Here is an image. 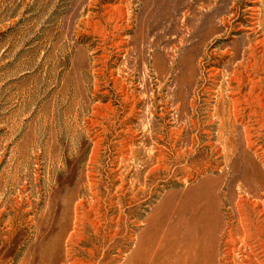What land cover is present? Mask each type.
I'll use <instances>...</instances> for the list:
<instances>
[{"label": "rangeland", "instance_id": "rangeland-1", "mask_svg": "<svg viewBox=\"0 0 264 264\" xmlns=\"http://www.w3.org/2000/svg\"><path fill=\"white\" fill-rule=\"evenodd\" d=\"M199 193L213 264H264V0H0V264L119 216L91 242L125 264Z\"/></svg>", "mask_w": 264, "mask_h": 264}, {"label": "bare ground", "instance_id": "bare-ground-1", "mask_svg": "<svg viewBox=\"0 0 264 264\" xmlns=\"http://www.w3.org/2000/svg\"><path fill=\"white\" fill-rule=\"evenodd\" d=\"M208 199H210V204L207 202ZM214 200L213 193L209 196L207 193H199L198 198L192 202V205L190 204L191 206L189 205V209H192L195 219L191 220L190 217L191 221L188 223V231L185 236H181L180 232L177 230L168 233L162 232V234H160V228L162 227L161 223L168 216L160 215L158 217L159 222L156 223L159 224V226L156 225L155 230L152 232V238L147 241L141 239V244H139L138 248L125 264H134L136 262H139L137 264H161L163 260L161 261L157 259H160L165 252L163 247L165 237L166 241L169 240L171 242L170 249L173 260V262L170 263L168 261L166 264H213L216 252L215 235L218 231L217 215L214 211ZM212 211L214 212V215L212 218L208 219V216ZM120 222L121 220L119 216L118 222L115 223L116 230L104 232L97 229L91 237L86 233V229L82 232L76 229L71 236L68 237L69 239L66 242L68 250L67 253H65V258L61 257L62 255L59 256V254L62 253L61 242L63 235H65L64 232H61L52 246L51 251L52 253L54 252L53 255H57V257L51 264H98V256H100L103 251V244L91 242V240H93L92 237L94 240L107 241L112 244L119 236ZM193 232L195 233V236L191 235ZM208 235L210 236L209 238ZM204 240H208L206 242L208 244L205 245L203 243ZM85 242L89 243L90 249H79L80 245ZM146 243H149L147 248L145 247ZM194 251H196L194 256H199L198 262H195L193 259L192 252Z\"/></svg>", "mask_w": 264, "mask_h": 264}]
</instances>
